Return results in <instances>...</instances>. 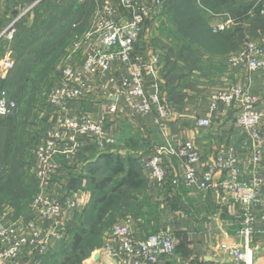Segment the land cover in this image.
<instances>
[{
	"label": "built area",
	"instance_id": "2783aa9c",
	"mask_svg": "<svg viewBox=\"0 0 264 264\" xmlns=\"http://www.w3.org/2000/svg\"><path fill=\"white\" fill-rule=\"evenodd\" d=\"M42 1L37 0L0 31V42L3 39L14 40L16 26ZM161 3V0H101L91 29L75 44L80 61L63 66L60 81L49 98L52 123L37 149L36 176L40 186L32 204L36 219L26 225L21 221L13 225L9 219H0V264H14L29 252L45 255L63 240L61 217L65 211L79 208L80 204L74 198L62 202L55 194L45 195L48 184L62 175H59L60 159L73 161L82 154L86 142L101 150L112 145L114 140L108 135L107 125L112 116L122 111L143 117L153 114L159 125L175 116L176 110L161 87V55L144 54L137 58L136 63L133 60L135 46ZM218 28L224 29L221 26ZM227 67L240 81L213 93L210 109L215 113L220 107L236 108L235 123L254 141V164L259 166L263 152L260 141L264 87L257 94L251 87L255 75L264 76V43H245L238 52L228 56ZM4 68L5 73L10 72L15 63L7 59ZM89 99L106 103L107 112L101 120L95 121L86 113H71V104ZM17 109L18 102L6 90L1 91L0 118L12 115ZM196 125L210 128L213 119H197ZM167 155L180 161L184 183L201 191L215 187L214 180L219 173L230 174L228 186L234 199L243 207L240 236L244 239V246L222 244L221 250L230 258L220 264H254L251 243L257 233L264 234V226L260 231L256 229L258 220L264 223V213L258 219L252 209L261 206V191L251 184L240 182L242 170L238 156L231 151H222L200 172L202 155L192 142L169 147L155 146L142 167L150 181L159 187L168 180ZM105 250L111 264H169L177 252V243L173 231L169 229L140 238L136 234L134 220L128 218L112 227Z\"/></svg>",
	"mask_w": 264,
	"mask_h": 264
},
{
	"label": "rangeland",
	"instance_id": "374dc122",
	"mask_svg": "<svg viewBox=\"0 0 264 264\" xmlns=\"http://www.w3.org/2000/svg\"><path fill=\"white\" fill-rule=\"evenodd\" d=\"M161 1V7L157 9L155 17L148 22L144 35L161 55L162 66L159 71L161 87L166 98L173 107L175 106L174 108L178 104H184L188 99H199L221 91L222 89L212 92L214 69H220L224 65L227 67L228 56L241 49L245 43H264V10L261 12L259 9V5L264 0H226V3L222 4L219 3V0ZM73 2L78 7H83L79 10L82 17L78 20L66 19L68 23L72 21L70 36L66 37L60 46H55L48 54H43L35 67L36 69L30 74L26 93L19 96L17 88L15 89L13 86V89H10L7 81L0 82V91L7 90L18 102V109L12 115L0 118V146L4 143L6 136H11L14 138L16 150L13 165L10 164L7 167L0 190V219H9V223L13 225L20 221L26 225L36 219L33 215L32 204L34 197L39 193L40 186L36 176L37 149L47 136L52 123L53 112L49 98L60 81L63 66L68 62L80 61L75 44L86 31L91 29L101 0H46L34 8L41 14L44 11L47 14L44 16L40 14L38 25L53 28L56 26V22L53 18L50 19L51 13H55L58 18L64 11L72 13L75 9ZM62 3L67 9L57 10ZM215 3H217L216 9ZM253 5L254 7L250 8L249 17L245 19L238 17L237 11ZM253 9L254 11H252ZM27 18L22 20L18 24L19 26H16L18 37L14 43L13 40L6 39L0 42V50L11 51L10 59L15 63V68L12 71L4 73L2 81L8 80L11 74L18 71L20 43L30 44V49H33L44 43H49L52 39L51 31L41 38L40 29L35 28L33 36L40 39L33 42L31 38L33 32L25 28ZM219 26L224 29L220 30ZM48 49L46 48V50ZM19 73L26 76L22 71ZM14 83L16 82L14 81ZM211 92L212 94H210ZM143 136L144 133H141V137ZM113 147L114 144L105 149L111 151ZM101 151L103 149H97L96 146H92L88 150L89 153H86L87 155L83 151L78 156V158L80 157L79 162L69 166L68 170L62 169L60 163L59 175L62 174L61 177L65 175V180L68 178L67 190H52L51 185L54 183L50 182L45 195L55 194L62 202H65L67 198L76 199L75 194L80 188L78 184L81 179H87V190L90 194L89 203L83 209L73 208L64 212V215H67L66 219H64V215L61 217L64 238L53 246L52 251L45 255L26 254L25 258L21 257L18 264H111L105 246L112 227L125 219H136L143 212L144 214L156 213L153 207L144 202L146 182L144 187L139 190L121 188L118 194H113L111 193L112 189L120 181V178H116L104 190L106 194L108 193V197H111L112 205L100 220L102 217L93 210V206L104 194L91 184L92 173L90 171L95 172L93 177L98 181L107 175L108 170L104 164L98 170H93L94 168L91 166L92 161L97 160ZM115 153V157L119 156L125 162L127 161L126 154L128 152L124 149L118 148ZM85 155L86 157H84ZM88 156L93 160L87 161ZM60 161L68 160L60 159ZM140 164L142 166L143 161ZM75 169H79V171ZM150 182L154 184L152 181ZM133 195L140 196L143 202L138 204L136 201H130L129 199ZM100 207L102 205L98 206V208ZM151 221L156 223L157 219H151ZM153 226L151 225V228ZM78 234L83 238L81 251L72 253V247ZM67 259H69L68 262Z\"/></svg>",
	"mask_w": 264,
	"mask_h": 264
},
{
	"label": "crops",
	"instance_id": "0c3cea01",
	"mask_svg": "<svg viewBox=\"0 0 264 264\" xmlns=\"http://www.w3.org/2000/svg\"><path fill=\"white\" fill-rule=\"evenodd\" d=\"M36 1L0 0V31L23 11L33 6ZM32 10L26 15L28 18L25 22V28L27 29L36 26L40 18L41 12ZM44 14L45 11L41 15L44 16ZM153 53L158 52L143 35L135 46L134 63L139 56L152 55ZM11 56V51L0 50V79H4V61L10 59ZM214 70L213 75L215 77L212 79L214 86H211L214 89L212 92L219 89L225 90L231 84L240 81V78L232 74L225 65ZM106 87H108L107 84ZM263 87L264 76L255 75L251 90L257 94ZM261 108L264 110V104L261 105ZM175 110V116L163 125L157 123L153 114L143 117L122 111L112 116L108 122L107 130L108 135L114 140V147L111 151H107V148L103 149L98 157L115 155L116 150L121 148L128 152L126 154L128 156L127 161L133 159L142 163L148 158L155 146L169 147L183 142H192L201 152L202 161L199 165V171L203 172L222 151H231L240 160L242 170L240 182L246 185L251 184L261 191L262 204L260 207L252 209L253 213L260 219L264 213V117L261 123L262 138L260 141L263 152L261 163L256 166L254 164V141L242 127L236 125L237 110L235 107H220L217 112L212 113L210 95H207L199 99H188L184 104L176 105ZM106 112L107 105L100 100L89 99L71 104L72 114L86 113L95 121L101 120ZM209 117L213 119V125L210 128H201L196 125L197 119ZM141 133H144L143 137H141ZM92 146L86 142L84 153H89L88 150ZM79 158L77 157L75 161H60L62 169L68 170L69 166L79 162ZM91 158L88 156L87 161L93 160ZM165 165L168 180L162 187L152 184L147 173L143 169L141 170L142 178L147 183V187L144 188L146 196L144 202L153 207L156 213L144 214L143 212L140 213L141 215L138 214L140 216L136 219H133L136 234L145 239L161 229L173 231L177 243V252L169 264H220L228 261L230 257L221 250L222 244L244 246V239L240 236L243 207L234 199L232 190L228 186V181L231 179L230 174L219 173L214 180L215 187L209 191H201L184 183V170L176 157L167 155ZM75 170L79 171V169ZM67 180L68 178L65 180V175L56 179L51 185L52 190H67ZM256 180L262 182L259 183ZM87 184V179H81L78 184L80 188L75 194L76 200L80 204L78 209L85 208L89 203L90 194L87 190ZM129 200L136 201L138 204L143 202L137 195H133ZM66 216H63L64 219L67 218ZM151 219H157L156 223L154 222V224ZM151 225L154 226L151 228ZM263 226L264 223L258 220L257 231H260ZM251 249L254 264H264V234L257 233L251 243ZM26 254L31 255L33 253H25L22 255L23 258ZM21 257L14 264H18Z\"/></svg>",
	"mask_w": 264,
	"mask_h": 264
},
{
	"label": "trees",
	"instance_id": "16d2710c",
	"mask_svg": "<svg viewBox=\"0 0 264 264\" xmlns=\"http://www.w3.org/2000/svg\"><path fill=\"white\" fill-rule=\"evenodd\" d=\"M45 1L46 0H43L42 3H44ZM219 3H221V4L226 3V0H219ZM73 4L75 6V9L72 11V13H68L67 11L66 12L64 11V12H62V15L60 18H58L55 13H51L50 19L53 18L56 22V26H54L53 28H49L48 26H41L40 27V25L37 24L36 26H34L30 29H26V30H31L33 32L31 34V38L33 39L32 40L33 42L39 41V39H40V38L33 36L35 33V28L40 29L41 38L44 37L46 35V33L51 31L52 39L49 43H47V44L44 43L43 45L37 46L33 49H30L31 48L30 44L20 43L19 44L20 55H19L18 71L11 74V76H10V78H8V80L2 81V79H0L1 83L2 82L4 83L7 81L10 89H13V86L15 89L17 88L18 91L17 90L16 91L18 92L19 96L26 93V90L28 88V82L30 79V74L36 69L35 67L38 65V61L40 60V58L43 57V54L44 53L48 54L52 48H55V46H60L61 42L64 41L66 39V37L70 36V34H71L70 28H71V22L72 21L70 23H68V21H66V19L72 18V20H78L82 17V15L79 14V10L82 9L83 7L82 8L78 7L75 2H73ZM216 4L217 3L214 4L215 9L217 7ZM63 5L64 4L62 3V5H60L59 8H57V10L62 11L63 8L67 9V7L63 6ZM253 7H254V5L251 7H247L245 9H241L240 11H237V13H239L238 17L239 18L241 17L242 19L249 17L250 11ZM259 9H261V12L264 10V2H262L259 5ZM252 11H254V9ZM20 29H22V28H20ZM17 32H18V29H17ZM17 37L18 36L16 35L15 39L13 40V43H14V41L17 40L16 39ZM46 48H49V49L46 50ZM238 51H236V52H238ZM21 71L24 72L26 74V76L22 73H19ZM14 81L16 83H14ZM4 87H6V86L4 85ZM1 91H3V90H1ZM14 144H15L14 138H11V136L10 137L6 136L4 143L1 144V146H0V150H1V153H0V190L2 189V186H3V182L5 179L6 172H7L6 171L7 167H9L10 164L13 165V158H14V154L16 152ZM103 164L107 168L108 173L101 180L98 181L97 179H95V177H93V173H95V172L90 171V173H92L91 179H90L91 184L94 185L96 189L100 190L104 194L103 197L101 199L97 200L95 202V205L93 206V210H95L96 213H98L100 215V217H102L100 220L103 219V215L106 214L108 208H110V206L112 205L111 197H108V193L106 194L104 190L107 186H110L113 183L114 179L120 178L119 179L120 181L112 189L111 193H113V194H118V191L121 188L139 190V189L144 187V183H145V181L141 175V170L143 168H142L141 164L138 163L137 160L132 159L130 161L125 162L119 156L115 157V155H101L97 158V160L94 163H92L91 166L94 168L93 170H95V169L98 170L101 166H103ZM98 202H102V203H98ZM100 205H102V207L98 208V206H100ZM82 241H83L82 235L81 236L79 234L76 235V239H75L74 245L72 247V253L81 251V242ZM69 259H71V258H69ZM69 259H67V262L69 261Z\"/></svg>",
	"mask_w": 264,
	"mask_h": 264
},
{
	"label": "bare ground",
	"instance_id": "6f19581e",
	"mask_svg": "<svg viewBox=\"0 0 264 264\" xmlns=\"http://www.w3.org/2000/svg\"><path fill=\"white\" fill-rule=\"evenodd\" d=\"M97 257V256H96Z\"/></svg>",
	"mask_w": 264,
	"mask_h": 264
}]
</instances>
